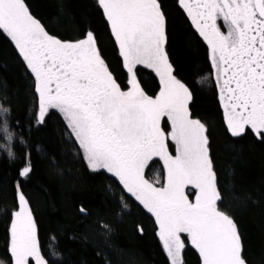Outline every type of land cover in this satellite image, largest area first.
<instances>
[{"label": "snow or ice", "instance_id": "obj_1", "mask_svg": "<svg viewBox=\"0 0 264 264\" xmlns=\"http://www.w3.org/2000/svg\"><path fill=\"white\" fill-rule=\"evenodd\" d=\"M210 48L226 127L233 137L249 131L264 141V0H179ZM130 74L122 90L96 45L94 34L76 42L50 35L25 0H0V31L14 42L34 75L37 123L51 109L63 114L91 168L119 178L151 213L169 264H184L188 243L202 264H246L233 219L221 211V194L209 155L207 129L193 119L192 93L172 74L165 50L166 20L159 0H98ZM222 22L226 31L218 25ZM158 75L153 98L137 79V67ZM5 111H7L5 109ZM170 123L166 134L161 121ZM171 141L175 155L168 149ZM9 155L13 154L9 152ZM163 161L166 183L150 182L145 169ZM31 172L26 156L20 175ZM198 190L194 200L185 189ZM10 229L12 264H48L23 194Z\"/></svg>", "mask_w": 264, "mask_h": 264}, {"label": "trees", "instance_id": "obj_2", "mask_svg": "<svg viewBox=\"0 0 264 264\" xmlns=\"http://www.w3.org/2000/svg\"><path fill=\"white\" fill-rule=\"evenodd\" d=\"M25 2L45 30L62 41L76 42L91 31L109 70L128 90L118 43L96 0ZM159 2L173 76L189 88L191 117L207 129L221 202L237 226L242 257L246 264H264V141L251 131L241 137L229 133L205 43L175 0ZM137 78L149 96L156 94L159 85L151 71L138 67ZM35 87L34 75L0 31V261L11 264L10 226L23 194L48 264H169L156 221L115 179L87 167L63 118L50 111L37 123ZM26 156L31 172L22 177ZM147 176L162 181L157 160ZM183 256L184 264H202L193 246Z\"/></svg>", "mask_w": 264, "mask_h": 264}, {"label": "rangeland", "instance_id": "obj_3", "mask_svg": "<svg viewBox=\"0 0 264 264\" xmlns=\"http://www.w3.org/2000/svg\"><path fill=\"white\" fill-rule=\"evenodd\" d=\"M97 2H98V0H96ZM9 38V37H8ZM13 42V41H12ZM14 43V42H13ZM205 43V42H204ZM97 45V44H96ZM205 45H206V47H207V52H208V57H209V61H210V48L207 46V44L205 43ZM26 63V62H25ZM210 64H211V61H210ZM123 65H124V62H123ZM138 67H143V68H145V69H147V70H149V71H151L152 73H153V75L156 77V79H157V81H158V85H159V88H158V90H156V94L154 95V96H151V97H153V98H155L158 94H159V92H160V90H161V83H160V80H159V77H158V75L155 73V71L154 70H152V69H149V68H146L145 66H138ZM137 67V68H138ZM124 68H125V66H124ZM125 71H126V73H127V76H128V81H129V77H130V74L127 72V70H126V68H125ZM29 72H30V70H29ZM31 73V72H30ZM32 74V73H31ZM172 74H173V70H172ZM211 76H212V79H213V81H214V84H215V88H216V91H217V96H218V100H219V103H220V107H221V110H222V114H223V118H224V111H223V107H222V103H221V100H220V98H219V94H218V87H217V82H216V79H215V71H214V68H213V66H212V64H211ZM138 79V78H137ZM141 86V85H140ZM142 88V87H141ZM145 91V90H144ZM145 93L147 94V95H149L150 93H147L146 91H145ZM190 103V102H189ZM188 108H189V104H188ZM50 111H53V112H56L57 114H59L62 118H63V120L65 121V123H66V125H67V122H66V120H65V118H64V116H63V114L62 113H60L59 112V110H57V109H51V110H49L48 112H50ZM189 112H190V108H189ZM224 122H225V118H224ZM226 124V123H225ZM68 127V126H67ZM161 127L163 128V130L165 131V133L167 134L169 131H170V123L166 120V118L164 119V120H162L161 121ZM68 129H69V127H68ZM69 131H70V129H69ZM229 131V130H228ZM70 133H71V131H70ZM230 133V132H229ZM71 135L73 136V138H74V135L71 133ZM206 135H207V132H206ZM75 139V138H74ZM75 141H76V143L78 144V146H79V143H78V141L75 139ZM79 148H80V146H79ZM168 149H169V152L172 154V155H175V153H176V147H175V145H174V143L173 142H171V141H169L168 142ZM208 149H209V142H208ZM80 151H81V153H82V156H83V159H84V161H85V163H86V165H87V167L91 170V171H103V172H105L106 174H108L109 176H111L113 179H115L118 183H119V185L121 186V188L123 189V191H124V193L125 194H127V195H129L131 198H133L151 217H153V219L155 220V217L151 214V213H149L144 207H143V205L142 204H140V202L139 201H137L136 199H135V197H133L130 193H128L127 192V190L126 189H124L123 188V185H122V183L119 181V178L118 177H115L112 173H109V172H107L106 170H104V169H93V168H91V166L88 164V162H87V160L85 159V156H84V153H83V151H82V149L80 148ZM155 160H157L159 163H160V165L162 166V168H163V179H162V181H159V183H157L156 184V186H163L165 183H166V169H165V167H164V164H163V161L162 160H160L158 157H156V158H153V160H151L150 162H149V165L146 167V169H145V178L146 179H148V176H147V172H148V169H149V167H150V165L155 161ZM150 182H154L155 183V181H151L150 179H148ZM185 191H186V194H188L189 195V198L191 199V200H194V198H195V195L196 194H198V190H196V189H194V188H192L191 186H189L188 188H186L185 189ZM27 207L29 208V206H28V204H27ZM218 207H219V209L221 210V211H224V212H226V214H228L231 218H232V216L230 215L231 214V212L227 209V207H225L224 206V204H223V202H221V203H219L218 204ZM19 208H20V202H19V205H18V208H17V210L16 211H18L19 210ZM15 211V212H16ZM33 218V217H32ZM13 219H14V215H13V218H12V222H13ZM156 221V220H155ZM157 223V222H156ZM12 224V223H11ZM157 226H158V224H157ZM10 229H11V226H10ZM158 233H159V228H158ZM159 235V234H158ZM159 239H160V237H159ZM161 241V240H160ZM9 242H10V237H9ZM161 243H162V241H161ZM185 243H186V247H185V249L187 248V246H191L189 243H188V241H187V239L185 238ZM164 248V247H163ZM185 249H184V251H185ZM165 250V249H164ZM165 252H166V250H165ZM169 258V257H168ZM183 259H184V256H183ZM34 262V261H33ZM11 264H12V261H11Z\"/></svg>", "mask_w": 264, "mask_h": 264}, {"label": "flooded vegetation", "instance_id": "obj_4", "mask_svg": "<svg viewBox=\"0 0 264 264\" xmlns=\"http://www.w3.org/2000/svg\"><path fill=\"white\" fill-rule=\"evenodd\" d=\"M176 1V4L178 6V8L182 11V13L184 14L187 22L189 23V25L192 27V29L196 32V34L201 38V40L203 42H205L207 44V42L203 39V37H201L198 33V31L196 30L195 26L193 25V23L191 22V18L187 15V12L186 10L183 8V6L179 3V0H175ZM218 25L221 27V30L222 31H226V28L224 27L223 23L222 22H219L218 21ZM208 46V44H207ZM209 47V46H208Z\"/></svg>", "mask_w": 264, "mask_h": 264}, {"label": "clouds", "instance_id": "obj_5", "mask_svg": "<svg viewBox=\"0 0 264 264\" xmlns=\"http://www.w3.org/2000/svg\"><path fill=\"white\" fill-rule=\"evenodd\" d=\"M0 264H5V262H3V261H0Z\"/></svg>", "mask_w": 264, "mask_h": 264}]
</instances>
